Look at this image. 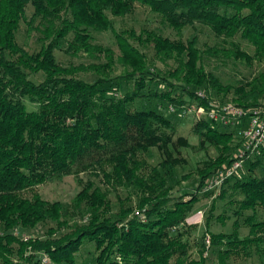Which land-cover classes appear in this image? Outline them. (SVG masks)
Instances as JSON below:
<instances>
[{"label":"trees","instance_id":"obj_1","mask_svg":"<svg viewBox=\"0 0 264 264\" xmlns=\"http://www.w3.org/2000/svg\"><path fill=\"white\" fill-rule=\"evenodd\" d=\"M137 6L161 27L116 30L115 20ZM200 29L213 45H200ZM185 30L192 33L183 39ZM21 31L35 49L19 44ZM56 51L90 62L65 65ZM211 61L250 73L224 83L207 70ZM117 66L123 72L113 76ZM213 101L245 110L264 104V0H0V264H75L87 243L93 264H231L253 256L264 264V147L217 191L194 244L186 219L198 192L241 148L239 130L195 120L193 135L216 155L194 171V193L172 192L168 167L177 165L175 142H186L174 140L167 115L177 114L168 107ZM151 150L160 155L155 164ZM68 176L81 186L69 203L24 196ZM227 221L230 233L212 229Z\"/></svg>","mask_w":264,"mask_h":264},{"label":"rangeland","instance_id":"obj_2","mask_svg":"<svg viewBox=\"0 0 264 264\" xmlns=\"http://www.w3.org/2000/svg\"><path fill=\"white\" fill-rule=\"evenodd\" d=\"M32 12V9L30 6L27 7V14L29 15ZM161 24L153 17L148 9L145 7L137 6L135 9V12L128 16L127 18L120 20H115V28L116 30H128V29H134L135 31H139L140 29H156L160 28ZM22 30H24V26L21 27ZM199 30V28H198ZM197 30V33H198ZM208 31L205 29H200V34H198V40L200 45H208L211 46L215 43V40L213 37L207 33ZM164 33L171 37L175 38L176 35L174 32H171L168 28L164 29ZM192 33L191 30H185L182 34V38L186 39L189 37V35ZM19 44L26 43L27 47L29 49H35L36 44L34 41V37L25 40V36L23 31L18 35L17 38ZM99 40L101 43L105 45H109V37L107 34H103L99 36ZM240 42V41H239ZM241 48L246 50L248 53L252 52V49L244 42H240ZM114 49L115 46H113ZM57 60L62 64H78L79 62L89 63L90 60L87 59H71L64 53L60 51L55 52ZM261 66H255L253 69L257 70ZM207 70L212 71L215 75L219 76L221 80L224 83L229 84H237L238 81L244 80L248 78V75L250 73V70L245 68L243 65H233L232 63H226L225 65L222 63H219L217 61H211L207 65ZM122 68L120 66H117L113 71V76H117L121 74ZM87 78V77H86ZM36 80H40V77L38 76ZM25 106L27 111H35L37 110V105L25 102ZM135 109H141L138 106H133ZM171 120H175L177 131L174 137V140L176 138L181 137L183 143L181 142H175V151L173 152V156L178 158L177 165L170 168L168 167L170 171V184L172 185V192L174 196H179L183 193H194L195 192V174L194 171L197 168H202L204 165V162L207 160H212L216 152L214 148L205 145H200L198 138L193 135L192 133V125L194 123V118L190 116H179L176 115H167ZM147 159L152 163L155 164L160 161V155L156 150H151V155L147 157ZM243 170V169H242ZM184 176H187V179L183 178ZM80 177L82 179L87 178L86 173L80 174ZM81 186L77 183L75 177L68 176L65 177L60 182H53V183H46L41 186H38L37 188L27 191L24 193V196L30 197L32 193H38L43 199L47 201H60L63 203H69L72 197L80 190ZM219 194V192H214L211 194L210 197H203L202 190L198 192L199 201L194 206V209L192 210L189 217L186 219V223L192 227L191 230V242L194 244V241L200 238L202 232L205 230V220L207 216V212L209 210V206L211 204V200L216 197ZM111 200L115 201V197L111 195ZM231 221H227L225 223L224 227L212 225V229L215 231H222L230 233L231 231ZM38 234L41 233L40 229H37ZM247 229L242 228L241 233L244 235L246 233ZM40 232V233H39ZM208 254V252H207ZM206 254V255H207ZM95 249L93 244L87 243L84 244L80 251L77 254L75 264H93V259L95 257ZM231 264H263L261 260L257 258V256H253L252 258H244L239 257L236 259H232L230 261ZM50 264V263H49Z\"/></svg>","mask_w":264,"mask_h":264},{"label":"built area","instance_id":"obj_3","mask_svg":"<svg viewBox=\"0 0 264 264\" xmlns=\"http://www.w3.org/2000/svg\"><path fill=\"white\" fill-rule=\"evenodd\" d=\"M197 97L204 98L202 92H197ZM168 111L179 116H190L195 120L206 119L221 126L235 127L243 139V144L235 154L232 163L218 170L205 183L202 192H217L229 179L236 177L242 171L248 157L259 154L264 147V104L252 109H242L231 103L211 102L205 105H184L180 108L169 106ZM206 236L205 243L209 244ZM43 264H48L47 259H42Z\"/></svg>","mask_w":264,"mask_h":264}]
</instances>
